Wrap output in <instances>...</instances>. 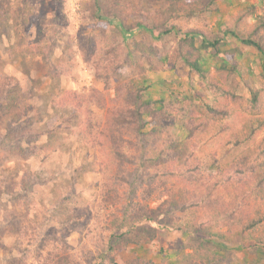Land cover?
Returning a JSON list of instances; mask_svg holds the SVG:
<instances>
[{
    "label": "rangeland",
    "instance_id": "obj_1",
    "mask_svg": "<svg viewBox=\"0 0 264 264\" xmlns=\"http://www.w3.org/2000/svg\"><path fill=\"white\" fill-rule=\"evenodd\" d=\"M88 1L0 0V11L7 13L4 17L0 13V264H43L48 253L69 256L68 264H130L136 257L175 264L179 256L176 250L185 238L183 229L163 226L157 227L153 240L120 245L102 257L96 256L101 244L98 239L108 234V217L123 188L117 190V196L113 191L107 193L112 186L106 153L99 147H90L76 130L77 122L84 118V109L60 108L52 99L57 101L64 89L85 92L90 85L103 88V83L94 77V65L81 55L82 48H88V36H93L90 55L99 58L101 66L110 58L104 51L120 43L111 61H120L124 55L128 61L111 84L120 79L133 89L141 88L142 100L149 103L152 112L158 109L160 100L178 99L185 94L195 98L206 95L205 83L180 60L171 67L162 51L149 47L152 40V45H160L156 36L150 39L143 30L134 29L124 40L114 25L84 17ZM218 4L219 11L211 14L206 23L219 34L227 27L235 34L247 33L255 15H264V0H218ZM151 10V6L144 5L141 18ZM238 15H242L239 21ZM180 24L184 29L196 22L192 19ZM224 41L222 51L230 47L241 51L226 54L225 58L237 63V90L247 98V88L261 86L260 55L230 33ZM146 56L153 58L158 68L149 67ZM202 58L203 68L213 70L211 56L203 53ZM60 64L64 69L56 80L52 73ZM99 70L104 72L103 67ZM109 95H113L112 89ZM91 108L97 114L104 113ZM70 115L73 121L68 129L70 123L65 118ZM233 116V120L239 117L235 112ZM169 126L173 135L179 139L184 136L176 119ZM21 131L31 133V139L18 137ZM35 132L37 135H33ZM212 149L208 145L204 151ZM147 204L161 212L148 224L156 226L170 213L164 197L153 195ZM73 220L78 223L73 224ZM62 228L67 233L68 247L60 249L50 243V235ZM214 242L226 264L261 262L248 250L253 244L250 239L234 236L216 238Z\"/></svg>",
    "mask_w": 264,
    "mask_h": 264
},
{
    "label": "trees",
    "instance_id": "obj_2",
    "mask_svg": "<svg viewBox=\"0 0 264 264\" xmlns=\"http://www.w3.org/2000/svg\"><path fill=\"white\" fill-rule=\"evenodd\" d=\"M144 5L152 10L141 18ZM83 11L89 20L114 25L124 40L134 29L143 30L150 39L156 36L160 45H152V40L149 47L162 51L170 66L180 60L205 83L207 92L198 98L185 94L160 100L158 109L152 112L149 103L142 100L141 88L133 89L120 79L111 84L128 61L126 55L120 61H111L120 43L104 51L110 58L101 66L100 59L90 55L93 36L86 38L88 48H82L81 55L94 65V77L103 88L90 85L85 92L64 89L57 101H52L60 108L84 109L76 130L90 147L106 153L112 186L107 193L116 195L123 188L108 217V234L98 239L101 244L96 256L102 257L120 245L153 240L157 227L163 226L183 229L185 234L176 250L179 256L175 264H226L214 239L234 236L252 240L248 250L264 264V15H255L247 33L235 34L227 27L219 34L206 23L219 11L218 0H89ZM5 12L0 11L1 16H6ZM192 19L196 25L181 27L180 21ZM228 33L260 55L261 86L247 88V98L237 90V63L225 58L241 51L233 47L222 51ZM203 53L213 59V70L203 68ZM145 60L152 69L158 68L150 56ZM63 69L60 64L52 77L59 79ZM91 106L104 113L97 114ZM234 112L239 115L235 120ZM175 119L184 131L181 139L170 131L169 124ZM65 120L73 121L71 115ZM31 136L22 131L18 135ZM208 145L213 149L205 152ZM33 148L32 153L36 146ZM153 195L164 197L170 212L156 226L148 224L161 213L148 207L147 200ZM65 229L53 230V247H68ZM56 256L48 253L43 264H68L69 256ZM130 264L158 263L136 257Z\"/></svg>",
    "mask_w": 264,
    "mask_h": 264
}]
</instances>
